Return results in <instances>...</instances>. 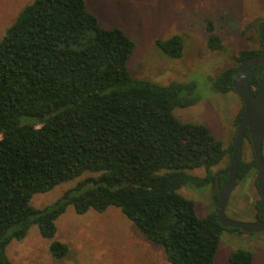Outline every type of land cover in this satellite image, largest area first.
Returning a JSON list of instances; mask_svg holds the SVG:
<instances>
[{
    "label": "trees",
    "instance_id": "16d2710c",
    "mask_svg": "<svg viewBox=\"0 0 264 264\" xmlns=\"http://www.w3.org/2000/svg\"><path fill=\"white\" fill-rule=\"evenodd\" d=\"M206 30L207 48L222 50L211 21ZM155 45L169 59L183 55L180 36ZM134 49L121 29L101 26L85 0H34L0 39V264H12L7 246L33 225L52 240L68 206L77 214L119 209L169 264H215L225 228L215 211L200 217L180 190L216 184V202L228 167L211 169L231 157L232 144L223 148L206 126L173 114L198 102L184 95L190 85L134 79L128 69ZM257 53L242 51L237 62ZM234 70L211 78L212 90L233 91ZM242 115L243 108L236 125ZM201 168L203 177L191 174ZM251 170L255 159H240L238 182ZM71 181L52 206L31 205L34 195ZM49 251L62 258L68 248L51 241ZM229 261L253 264V254L237 250Z\"/></svg>",
    "mask_w": 264,
    "mask_h": 264
},
{
    "label": "rangeland",
    "instance_id": "374dc122",
    "mask_svg": "<svg viewBox=\"0 0 264 264\" xmlns=\"http://www.w3.org/2000/svg\"><path fill=\"white\" fill-rule=\"evenodd\" d=\"M34 0H0V39L14 23L19 12ZM88 10L102 27L121 29L134 42V52L128 69L134 79L168 86L188 84L193 90L184 95L198 102L187 108H175L173 114L182 122L206 126L227 149L233 144L237 116L243 105L230 91L216 93L210 79L229 69H236L239 53L261 49L259 31L264 22V0H85ZM211 21L220 37L223 49L207 48L206 22ZM180 36L183 55L180 59L165 57L155 45L157 39ZM264 156V142H263ZM254 159L251 144L243 140L241 160ZM226 156L211 170L217 173L229 166ZM199 177L204 169L191 172ZM257 173L237 182L225 208L234 221L253 223L260 203L256 188ZM76 181L62 183L46 193L36 194L31 205L36 209L52 206L72 188ZM217 185L202 188L186 186L180 193L195 202L196 212L205 217L215 211L213 195ZM216 191V192H215ZM218 194V193H217ZM52 240L40 236L36 225L26 237L12 241L6 248V258L12 264H169L163 250L139 233L117 208L105 212L88 211L77 214L72 206L55 222ZM51 241L65 244L67 254L55 258L49 251ZM253 254V264H264V232L245 234L225 228L221 235L215 264H230V255L237 250Z\"/></svg>",
    "mask_w": 264,
    "mask_h": 264
},
{
    "label": "water",
    "instance_id": "95a60500",
    "mask_svg": "<svg viewBox=\"0 0 264 264\" xmlns=\"http://www.w3.org/2000/svg\"><path fill=\"white\" fill-rule=\"evenodd\" d=\"M259 38L261 52L243 60L232 73V89L243 105V115L236 127L227 179L221 185L215 202V214L219 224L223 228H232L245 234L264 232V222L244 223L231 220L226 216L225 208L238 182L244 132L247 131L255 159L256 188L261 197L258 210L262 213L264 209V78L258 81V90L254 93L248 75L251 69L264 67V22L260 26Z\"/></svg>",
    "mask_w": 264,
    "mask_h": 264
},
{
    "label": "flooded vegetation",
    "instance_id": "af4514ba",
    "mask_svg": "<svg viewBox=\"0 0 264 264\" xmlns=\"http://www.w3.org/2000/svg\"><path fill=\"white\" fill-rule=\"evenodd\" d=\"M261 44V43H260ZM261 50H262V46H261V49L260 50H258V53H260L261 52ZM257 53V54H258ZM250 71H253L252 72V74H254L255 75V77L258 79V81L260 80V79H263L264 78V67L262 66V67H255V68H253V69H251ZM249 71V72H250ZM249 76H250V74H249ZM235 188V187H234ZM261 198V197H260ZM260 202H261V199H260ZM260 204V203H259ZM259 206V205H258ZM258 221H262V222H264V209H263V212L261 213L259 210H258V207H257V210H256V216H255V220H254V222H258Z\"/></svg>",
    "mask_w": 264,
    "mask_h": 264
}]
</instances>
